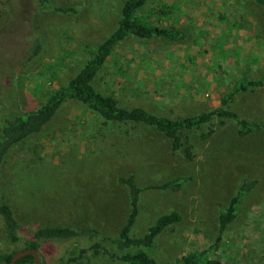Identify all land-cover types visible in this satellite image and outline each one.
<instances>
[{"label":"rangeland","instance_id":"obj_1","mask_svg":"<svg viewBox=\"0 0 264 264\" xmlns=\"http://www.w3.org/2000/svg\"><path fill=\"white\" fill-rule=\"evenodd\" d=\"M35 1L0 0V90L13 113L37 108L77 72L85 59L81 45H95L114 29L123 2L47 0L39 8ZM57 6L75 13H60ZM161 7L168 12L158 14ZM152 11L157 25L180 29L184 37H130L113 49L92 84L120 106L169 118L194 114L218 106L237 78L264 72V9L252 0H147L138 15ZM29 26L40 50L24 60ZM227 107L264 122V85L236 94ZM180 136L191 144L192 159L173 152L150 127L105 122L65 101L4 156L0 202L11 208L19 237L16 243L4 238L0 216V254L23 249L37 227L68 226L81 234L43 242V264H123L94 255L90 245L118 234L129 211L119 178L132 176L140 188L132 235L143 234L161 214H179L155 237L154 264H177L181 255L203 249L227 264H264V131L240 135L233 121L214 119ZM243 178L257 182L214 247L217 213ZM170 180L178 186H161Z\"/></svg>","mask_w":264,"mask_h":264},{"label":"trees","instance_id":"obj_2","mask_svg":"<svg viewBox=\"0 0 264 264\" xmlns=\"http://www.w3.org/2000/svg\"><path fill=\"white\" fill-rule=\"evenodd\" d=\"M147 0H123L119 17L114 29L95 45L84 43L81 49L85 59L77 72L64 84L49 91L44 102L34 109L13 113L7 110L4 102L6 95L0 90V168L6 152L9 148L30 134L38 132L55 114L57 109L65 101H76L96 113L105 122L137 123L150 127L162 133L169 141L173 152L180 151L187 159L193 158L191 144L187 140H181L182 131H197L202 125L211 123L214 119L230 120L237 126V132L245 135L250 132L264 131V122H254L239 116L227 107L228 102L238 93L252 91L264 85V72L257 78L248 79L240 77L234 80L230 90L219 100V105L208 110L189 114L176 118L157 115L138 107L120 106L117 100L109 94L97 91L92 81L102 68L105 61L112 55L113 49L124 40L135 37L139 39H163L178 41L184 37V32L174 27H162L157 25L152 17L154 11L144 15H138V11ZM264 9V0H252ZM39 8H46L47 0H36ZM54 10L64 13H75V9L68 6H57ZM158 14L168 12L166 7L156 9ZM25 45L22 53L24 60H29L37 55L40 50V41L33 28L29 26ZM2 85V81L0 83ZM0 85V86H1ZM206 137V135H201ZM1 176V171H0ZM119 181L127 188L129 211L126 219L115 237H102L100 242L90 245L94 255H103L108 259L120 261L123 264H154L150 251L155 237L168 225L179 220L176 211L159 215L146 231L134 236L131 228L137 215V203L140 188L135 184L132 176L120 177ZM257 180L241 179L235 195L231 197L226 208L217 213V237L214 247H217L221 235L227 225L235 218L238 205L242 197L248 194L255 186ZM178 186L175 180L164 182L161 186ZM0 216L2 218V234L10 243L18 241L19 225L15 220L9 205L0 202ZM81 234L78 230L68 226H42L37 227L31 236L25 241V248H39L43 242L53 240H69ZM209 251H190L179 258L177 264H227L220 259L210 257ZM12 253L0 254V261L7 264ZM40 256V254H39ZM14 264H32V256L25 255L15 261Z\"/></svg>","mask_w":264,"mask_h":264},{"label":"water","instance_id":"obj_3","mask_svg":"<svg viewBox=\"0 0 264 264\" xmlns=\"http://www.w3.org/2000/svg\"><path fill=\"white\" fill-rule=\"evenodd\" d=\"M30 254L32 256V264H43L39 256V252L35 248L19 249L12 253L10 260L7 264H14L15 261L25 255Z\"/></svg>","mask_w":264,"mask_h":264}]
</instances>
